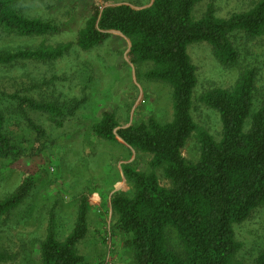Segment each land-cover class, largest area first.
<instances>
[{
  "label": "trees",
  "instance_id": "obj_1",
  "mask_svg": "<svg viewBox=\"0 0 264 264\" xmlns=\"http://www.w3.org/2000/svg\"><path fill=\"white\" fill-rule=\"evenodd\" d=\"M206 0H154L151 6L135 10L117 5L92 13L79 33L78 47L89 51L102 45L110 32H118L131 43V63H152L147 77L173 89V119L161 123L151 117L129 127H122L115 115L104 112L93 126L96 137L118 143V137L132 151L150 157L149 172L136 164L123 165L131 195L114 194L110 205L116 218L115 229L125 238L133 264H237L242 249L234 226L247 221L264 206V94L257 90V70L240 73L231 89L208 91L201 102L219 115L220 136L200 129L193 118L197 69L187 48L193 43L212 46L218 62L235 67L239 62L237 39L264 37V0H258L244 12L219 18L215 0H210L200 19L195 7ZM16 0H0V27L24 37L45 36L54 32L51 24L29 19L16 8ZM69 45L42 46L0 52V66L19 62H45L61 59ZM24 90L0 95L17 101L33 111L58 115L57 106L37 103L22 96ZM5 112L0 108V157L13 154L16 146L4 133ZM38 130L41 135L42 131ZM196 136L197 161H188L184 149ZM159 172L167 186L162 185ZM31 190L24 181L10 196L0 201V219L11 213ZM88 232V206L82 198L72 233L58 237L57 222L49 219L41 245L40 264H82L78 244ZM175 234L179 249L170 245ZM253 264H264L262 251Z\"/></svg>",
  "mask_w": 264,
  "mask_h": 264
},
{
  "label": "rangeland",
  "instance_id": "obj_2",
  "mask_svg": "<svg viewBox=\"0 0 264 264\" xmlns=\"http://www.w3.org/2000/svg\"><path fill=\"white\" fill-rule=\"evenodd\" d=\"M256 1L215 0L212 4L219 18H229L249 10ZM16 2L23 16L51 24L54 32L24 37L0 27V52L61 45H69V50L56 61L0 66L1 91L14 94L24 90L23 97L55 105L60 112L53 115L33 111L0 95V108L6 115L4 133L16 146L13 154L0 157V201L24 181H31L25 199L0 219V264H40L49 219L57 222L59 239H66L74 229L82 198L88 206V232L77 246L84 258L82 264H133L124 236L115 229L110 201L116 193L133 192L123 165L134 163L139 170L149 172L150 157L132 150L131 155L119 137L117 144L96 137L93 126L104 112L113 113L122 127L147 122L151 117L168 123L173 119V89L147 77L152 63H131V43L122 34L110 32L105 43L89 51L80 49L77 41L92 8L129 5L141 10L154 0ZM210 3L206 0L198 4L194 18H202ZM237 41L240 57L235 67L221 65L208 43H193L187 48L198 76L193 118L200 129L217 138L221 132L219 115L201 102L208 91L231 89L243 70L254 68L258 94H264V37L249 40L240 35ZM33 126L42 131L41 135ZM184 157L198 160L196 136L189 140ZM159 176L162 185L167 186L161 172ZM234 231L242 246L235 257L237 264H253L264 251V206L244 223L235 225ZM170 245L179 249L174 233Z\"/></svg>",
  "mask_w": 264,
  "mask_h": 264
},
{
  "label": "crops",
  "instance_id": "obj_3",
  "mask_svg": "<svg viewBox=\"0 0 264 264\" xmlns=\"http://www.w3.org/2000/svg\"><path fill=\"white\" fill-rule=\"evenodd\" d=\"M96 206H99L100 205V203H98V204H95ZM94 206V205H93Z\"/></svg>",
  "mask_w": 264,
  "mask_h": 264
},
{
  "label": "water",
  "instance_id": "obj_4",
  "mask_svg": "<svg viewBox=\"0 0 264 264\" xmlns=\"http://www.w3.org/2000/svg\"><path fill=\"white\" fill-rule=\"evenodd\" d=\"M116 33H118V32H116ZM119 34H121V33H119ZM123 142V141H122ZM124 143V142H123ZM125 144V143H124Z\"/></svg>",
  "mask_w": 264,
  "mask_h": 264
}]
</instances>
